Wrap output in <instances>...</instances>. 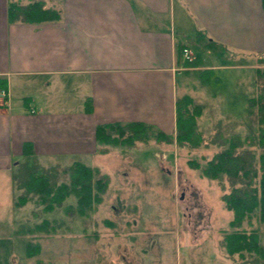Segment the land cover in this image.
<instances>
[{
    "label": "crops",
    "instance_id": "obj_1",
    "mask_svg": "<svg viewBox=\"0 0 264 264\" xmlns=\"http://www.w3.org/2000/svg\"><path fill=\"white\" fill-rule=\"evenodd\" d=\"M37 1L57 9L59 18L9 22V0H0V89L8 93L0 103V212H6L0 229L9 219L13 229L26 222L36 205L33 199L17 206L11 196L23 192L13 179L19 164L77 161L102 173L111 147L97 144L95 127L141 122L171 134L176 99L195 100L202 72L215 78L218 65H204L209 41L225 53L252 57L245 66L254 70L255 54L264 53L263 0ZM183 46L193 53L190 63L182 59ZM6 204L21 212L10 218ZM11 231L25 257V239Z\"/></svg>",
    "mask_w": 264,
    "mask_h": 264
},
{
    "label": "rangeland",
    "instance_id": "obj_2",
    "mask_svg": "<svg viewBox=\"0 0 264 264\" xmlns=\"http://www.w3.org/2000/svg\"><path fill=\"white\" fill-rule=\"evenodd\" d=\"M209 50L211 55L204 57V65L216 63L218 69L211 80L212 72L201 73L205 83L198 79L201 93L194 100L204 106L197 118L203 143L191 148L150 138L132 149L106 145L111 153L103 158L102 173H108L109 181L95 210L87 216L64 213L65 205H75V198L68 196L50 212L34 205V210L24 215L26 222L17 223L15 229L9 219L8 229H0V264H21V256L25 258L18 251L23 250L21 241L12 237L11 230L25 241L36 236L31 241L41 246L39 254L22 260V264H247L236 254L229 256L221 245L222 231L228 229L232 218L221 200L229 191L226 176L206 178L189 161L205 166L221 148L210 142L217 133L240 134L242 148L255 139L256 109L247 102L256 91L255 70L245 66L253 58ZM55 167L59 168V181H68L60 172L67 166ZM11 196L17 200L18 194ZM33 199H29L31 205ZM7 209L10 218L21 212L11 204ZM5 213L0 212L2 220ZM44 219L53 228L48 232L30 230ZM240 228L256 231L264 247V223L256 216Z\"/></svg>",
    "mask_w": 264,
    "mask_h": 264
},
{
    "label": "trees",
    "instance_id": "obj_3",
    "mask_svg": "<svg viewBox=\"0 0 264 264\" xmlns=\"http://www.w3.org/2000/svg\"><path fill=\"white\" fill-rule=\"evenodd\" d=\"M7 17L9 22H42L58 19L59 11L45 7L37 0H30L26 4L9 0ZM209 46L219 49V45L212 41H209ZM255 58L258 64L254 78L256 91L247 99L248 106L256 109L255 139L249 140L248 145L242 148L240 134L217 133L210 142L221 148L206 161L205 166L201 167L193 160L189 162L194 168L200 169L201 175L206 178L215 180L221 174L227 178L229 191L221 195L225 209L232 212L228 229L222 231L221 245L226 253L229 256L238 255L247 264H264V247L257 232L240 228L241 224L250 220L253 215L259 222L264 223V53L255 54ZM203 107L188 95L177 98L174 135H167L160 130L154 132L151 127L141 122H114L97 125L95 140L99 145L132 148L136 142H147L153 138L160 142L174 141L179 145L189 144L191 148H197L204 141L197 125V118L202 114ZM247 114L249 116L250 111ZM23 147L26 149L30 144L25 143ZM99 151L103 152L104 149ZM58 170V167L42 168L36 162L19 164L13 179L17 188L23 189V192L18 195L15 205L21 206L30 198H34L37 206L41 205L44 212H50L60 207L68 196H73L75 205H65L62 208L64 213L87 216L93 212L107 189L108 175L101 173L96 167L76 161L67 168L60 169V172L67 175L68 181H59ZM49 225L44 219L33 225L30 230L48 232L53 228ZM34 238L37 237L32 236L25 241L26 258L34 257L41 250L38 242L31 241Z\"/></svg>",
    "mask_w": 264,
    "mask_h": 264
},
{
    "label": "built area",
    "instance_id": "obj_4",
    "mask_svg": "<svg viewBox=\"0 0 264 264\" xmlns=\"http://www.w3.org/2000/svg\"><path fill=\"white\" fill-rule=\"evenodd\" d=\"M182 59L184 62H191L193 60V53L187 46H183L181 49ZM8 93L6 89H0V103L7 101ZM33 112V111H32Z\"/></svg>",
    "mask_w": 264,
    "mask_h": 264
}]
</instances>
